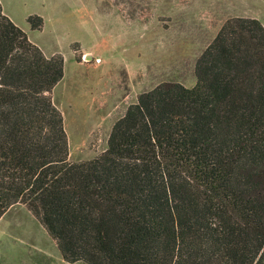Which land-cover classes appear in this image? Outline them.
Here are the masks:
<instances>
[{"label": "trees", "instance_id": "obj_1", "mask_svg": "<svg viewBox=\"0 0 264 264\" xmlns=\"http://www.w3.org/2000/svg\"><path fill=\"white\" fill-rule=\"evenodd\" d=\"M34 31L43 19L31 15ZM47 57L0 5V219L21 203L70 264H264V26L228 19L195 63L68 160Z\"/></svg>", "mask_w": 264, "mask_h": 264}, {"label": "rangeland", "instance_id": "obj_2", "mask_svg": "<svg viewBox=\"0 0 264 264\" xmlns=\"http://www.w3.org/2000/svg\"><path fill=\"white\" fill-rule=\"evenodd\" d=\"M87 1L86 25L71 18L61 25L48 23L36 34L45 52L58 46L64 59L67 78L52 91V99L63 115L71 163L103 153L113 124L140 94L163 83L194 87L195 63L228 19L255 18L264 26V0ZM29 11L9 8L27 27ZM71 38L79 40V47L68 43ZM85 51L93 55L90 62L83 60ZM0 259L51 264L46 259L62 258L40 222L17 203L0 219Z\"/></svg>", "mask_w": 264, "mask_h": 264}, {"label": "crops", "instance_id": "obj_3", "mask_svg": "<svg viewBox=\"0 0 264 264\" xmlns=\"http://www.w3.org/2000/svg\"><path fill=\"white\" fill-rule=\"evenodd\" d=\"M0 5L2 7L4 15H6L14 24H17L26 33L29 41L40 48L45 56L48 55L49 57L59 54V49H57L58 46H56V48L51 50L50 52H45L43 45L37 40L36 34L42 32L46 28L48 23H51L53 25H61L69 22L71 18H76L74 21H76L80 25H86V18L90 10V5L88 4L87 0H0ZM12 5L30 8V11L26 14V16L35 15L41 17L43 19L42 29L40 31H34L31 30L29 25L27 27L26 24L24 26L18 24L13 15L9 12V8L12 7ZM78 41L79 40L76 38H71L70 40H68V43L70 45H77L79 47ZM82 54L89 57L93 56L90 52L86 51L82 52ZM94 67L98 68V66ZM66 78L67 75L64 64L63 78L58 82L54 89L59 84L64 83L66 81ZM104 96L106 97V95ZM43 260L44 259H0V264H43ZM46 260H49L51 264H70L65 262L63 259Z\"/></svg>", "mask_w": 264, "mask_h": 264}, {"label": "built area", "instance_id": "obj_4", "mask_svg": "<svg viewBox=\"0 0 264 264\" xmlns=\"http://www.w3.org/2000/svg\"><path fill=\"white\" fill-rule=\"evenodd\" d=\"M83 60H84L85 62H90V61H91V58H90V57H86V56H84V57H83ZM92 60H93V59H92ZM100 61H101V60L98 59V58H95V59H94V62H95V63H100Z\"/></svg>", "mask_w": 264, "mask_h": 264}]
</instances>
